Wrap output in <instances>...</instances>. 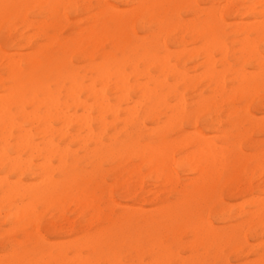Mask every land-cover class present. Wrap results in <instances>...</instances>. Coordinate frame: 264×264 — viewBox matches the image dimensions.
Here are the masks:
<instances>
[{"label":"bare ground","instance_id":"6f19581e","mask_svg":"<svg viewBox=\"0 0 264 264\" xmlns=\"http://www.w3.org/2000/svg\"><path fill=\"white\" fill-rule=\"evenodd\" d=\"M120 1L0 0L3 41L13 33L19 50L0 48V214L18 233L0 264H204L171 246L219 252L246 245L245 227L254 238L263 230L264 181L251 174L232 190L250 197L234 216L240 229L215 227L208 213L217 206L222 220L216 188L245 172L232 123L240 113L253 123L248 104L264 88V76L248 79L231 63L264 69V54H231L228 37L264 41V0ZM202 115L215 137L198 128ZM250 145L264 174V143ZM108 175L137 207L111 199ZM45 212V231L66 241L40 234Z\"/></svg>","mask_w":264,"mask_h":264},{"label":"rangeland","instance_id":"374dc122","mask_svg":"<svg viewBox=\"0 0 264 264\" xmlns=\"http://www.w3.org/2000/svg\"><path fill=\"white\" fill-rule=\"evenodd\" d=\"M110 1H113L117 7L123 8L120 0H110ZM65 14H66V16L70 17L69 16L70 15L69 8L66 9ZM224 17L226 18L227 14H224ZM185 18H187V17H185ZM237 20H239V19H237ZM244 20L250 21L249 18H245ZM0 28H1L0 29V48L4 52L6 51L7 54H14V53H16V51L18 52L19 50H16V47L14 45L15 44V35L13 33H8L7 36H8L9 42L5 43L3 41L4 31H5L3 23H0ZM135 30L137 32H139V29L136 25H135ZM240 39H241V37L231 35V34L229 35V37H228L229 45L228 46L230 48L231 54L235 55V53H237L238 50H240V51L245 52L244 56H247L246 52L250 53L249 51H252L254 48H256L257 50H259L261 53L264 54V47H263L264 41L262 39L250 38L244 42H239ZM170 48L173 49V47H171V46H170ZM13 51H14V53H13ZM22 51H26V50H22ZM231 63H232V72L244 69L245 70V72L243 70L244 76L247 75L248 77H250L248 79H257L259 77L264 76V69L250 63V59H247L245 61H241V60L239 61V60L234 59V56H232ZM188 66L190 67L191 65L188 64ZM253 73H254V75H253ZM184 93H185L186 98L190 97V93L188 91H184ZM258 96H260L259 98L263 99L262 102H264V88H261L259 90L256 97H258ZM256 97L251 98L249 101V104H248L249 111L251 112L252 117H253V123H252L253 125L249 124L247 121H242V114L241 113L236 118L233 119L232 128H231V136L229 137V142H231L235 148L240 147V149L242 150V152L245 156L244 157V161H245L244 162V164H245V170L244 171L245 172H243L242 174L235 175L234 179H231L229 182H226V176H224L221 179L220 183L218 184V188H216V191L219 192L222 201H224L223 203L225 205L224 206L225 210H223L222 215L220 216L222 218V220H220V219H216V216L219 213V207L212 206L210 208L209 213H208V220L210 223L215 224L214 225L215 227L217 225V227H225V228H228L231 230L240 229L238 227L239 222L236 219H234V216H235V213L238 209H240L242 207H247V201L250 197L247 196L246 194H241L239 189H236V191H235L236 195H235L232 193V190H234L233 188L235 187V185L239 186V188H242L243 186L246 185V180H245L244 174H247V175L251 174L252 175L251 181L253 182L254 185H256L260 181H264V174H261L260 168L256 167V161H255V159L257 158L255 156H256V154H258L260 152V147H257V146L252 147L250 145V143L258 142V141H262L264 143V135L259 134L260 127L262 125H264V110H258L256 108V101L258 100V98H256ZM241 106L243 107L242 102H236V101L234 102V107H238L239 109H241L242 108ZM205 119H206V115L199 116L198 128L202 129L205 134H210V136L213 135L215 137L217 134L215 132H211L210 127L206 125ZM241 121H242V125L238 124ZM148 126H150V125L148 124ZM239 131H240V133H238ZM237 137H238V140H237ZM236 140H237V142H236ZM175 154L177 156L179 155V149L176 150ZM82 155L83 154L80 153L78 155V157H82ZM54 166H56V164H54ZM176 174H178V176L182 175L181 171L178 169H176ZM5 175H7V174H4V170L0 166V177L2 178ZM8 175H9L8 176L9 180L13 179L14 181L13 180L12 181L10 180V181L15 182L16 177H14V175L11 173H9ZM23 179H24L23 182H25V179H27V175ZM28 179H29L28 183H32V184L37 183L36 179L30 178V177H28ZM145 180H147V178ZM223 180H225V181H223ZM111 181H112L111 177L108 175L106 177V185L109 186V195L114 202L120 204V206H123V207H127V206L137 207L138 206L136 201L130 200L125 195V193L122 190H120V188L118 186H115V184ZM34 182H36V183H34ZM229 184H230V186H229ZM262 196H263V199H262ZM256 197H257V200H259V198H260V200L264 201V193H260ZM242 200L244 202H242ZM241 203H243V204L241 205ZM237 204H238V206H237ZM142 207L145 209L148 208L147 204H142ZM237 207H238V209H237ZM2 215H4L3 212H1V214H0V235L2 234L0 236V258L3 260V262H6L9 259L10 254H11L10 246L8 245L7 241L10 238H17L18 233L14 230L6 231L8 229V225L5 224L4 217ZM44 215H45V217L42 219V217ZM42 217H41V221L39 223V232L41 235H43L51 243L55 242V241H66L67 240L66 237H60L61 238L60 239L56 234H50V233L45 231L44 226H45L47 220L50 218L49 212L43 213ZM262 225H263V230L257 231L259 233V238L252 237V232L256 230V227L254 225H251L249 227H245L244 232L246 233L247 244L244 246L238 247L237 246L238 244L235 243L233 246L232 245L231 246H223V247L221 246L219 252H217V251L214 252L213 249L208 247L206 244L199 246V247H196L195 249H191L193 251H191L190 249L184 248V247L176 248L177 247L176 245H172L171 251L173 253L178 252L180 254V256H183V257H187L189 255H193V257L198 256V257H196L198 259H202V256L205 255L206 257L203 259L204 264H226V263H229V264H254L256 260H258L260 258L264 259V223ZM130 236L134 237V229H132V231L130 232ZM158 239L161 242H163L165 245H167L169 243L168 236L159 235ZM182 240L184 243H187L190 241V238H189L187 233H185L183 235ZM193 244H195V243H193ZM233 248H235V249L233 250ZM180 249H181V251H180ZM206 249H208V250H206ZM241 254H242V256H241ZM171 264H174L173 261L171 262Z\"/></svg>","mask_w":264,"mask_h":264}]
</instances>
